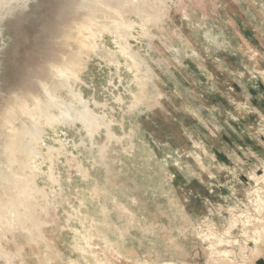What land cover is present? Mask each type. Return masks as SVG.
<instances>
[{"label":"rangeland","instance_id":"obj_1","mask_svg":"<svg viewBox=\"0 0 264 264\" xmlns=\"http://www.w3.org/2000/svg\"><path fill=\"white\" fill-rule=\"evenodd\" d=\"M164 1L169 7L155 4L156 9L149 11L160 15L158 23L148 24L154 35L151 52L140 44L151 69L148 73L144 66L147 76L140 74L149 91L147 100L138 110H128L134 100L129 92L140 87L135 74L124 63L119 70L110 59L91 55L81 74L85 83L77 89L90 99L95 112H107V120L113 119L112 131L119 139L109 140L105 128L95 136L99 145L107 146L102 161L97 148L92 155L83 146L72 147L82 138L89 143L83 129H65L67 138H62L78 158L74 161L68 155L71 161L66 163L62 156L54 164L60 183L50 181L49 163L37 173V185L49 192L54 203L50 200V208L46 207L37 195L46 210L38 208L34 222L25 216L26 228L17 225L14 235L25 247L18 248L12 240L5 245L10 261L3 255L0 264H157L162 260L207 264L210 246L198 232L209 225L210 231L204 233H222L232 217L230 209L248 207L250 175L254 169L262 175L264 166V0ZM26 8L19 0H0V18L4 17L0 29ZM70 14V8L47 3L42 14L46 34L59 15ZM130 19L138 21L133 14ZM69 29L61 37L63 42L66 39L64 46L73 43L71 38L67 42ZM26 36L19 42H27ZM107 48L115 49L114 43L109 40ZM53 61L46 63L49 70ZM24 64L25 71L22 66L12 84L28 82L32 72L25 60ZM17 91L0 94V107ZM119 94L124 104L115 101ZM94 99L109 107L95 106ZM46 132V143L56 145L53 138L58 134ZM77 161L85 164L90 180L84 179ZM94 187L99 197L92 194ZM39 220L46 222L40 232L33 228ZM31 233L41 234L37 242L28 241ZM85 237H92L95 257L87 254ZM234 252L240 253L237 247ZM254 263L255 259L241 255L233 262Z\"/></svg>","mask_w":264,"mask_h":264},{"label":"bare ground","instance_id":"obj_2","mask_svg":"<svg viewBox=\"0 0 264 264\" xmlns=\"http://www.w3.org/2000/svg\"><path fill=\"white\" fill-rule=\"evenodd\" d=\"M152 1L156 3L152 4ZM155 4L156 6L158 4L168 6L164 0H83L79 8L85 12L72 21L70 29L68 26L70 31L66 33V36L68 35L69 37L67 42L70 43L73 40L71 46L65 45L69 47V51L61 52L58 57L52 58L54 61L49 64L50 72L46 76L41 74L43 77L38 79L36 87L20 88L17 94L8 97V100L4 101L5 103L0 107V257L5 255L7 260L10 261L8 253L11 254V252L5 245L10 244L12 240L15 241L18 248L22 249L25 247L23 243L20 244L18 242L14 235V232L17 233L16 227L18 224L25 227L26 221L29 220L25 219V216L30 217L31 222H34V216L38 208L46 210V207L52 204L50 201L52 199L48 195L49 192L36 183L37 173L44 172L43 166L49 163L48 176L50 181L60 183V179L54 174V164L62 156L67 158L66 163L71 161L68 160V155H71L74 161L78 158L73 152L68 151L67 144H65L66 139L62 138L63 136L67 138L65 130L67 127L83 129L89 140L88 143L82 138L80 144L77 142L73 143V148L83 146L92 155L97 148L98 156L102 161L106 159L107 146L106 144L102 145L103 143L99 145L95 141V136L99 134L101 129L105 128L109 140L119 139L112 131V125L115 124L112 121L113 119L111 121L107 120V112L103 111V114L95 112L91 108L90 99H86L81 89H77L78 84L85 83L81 79V74L86 70L91 55L99 54L107 62L110 59V62H112L110 64L114 63L119 70L123 68L122 64L124 63L126 69H130L131 73L135 74L134 82L136 81L140 87L137 92H129L134 100L128 110H138L141 103L143 105V101L147 100V85L144 84L143 76H140V74H146L143 72L144 66H146L148 73L151 69L148 67L147 58L142 54L143 47L140 44L148 47V51L151 52V46L149 45L152 44L154 35L149 32L148 24H156L160 20L158 11L157 14H155V11L154 13L149 12L153 8L156 9ZM131 14L137 17L138 21L130 19ZM139 29L143 32L140 33ZM63 38L65 39V36ZM108 39L114 43L115 49L107 48ZM64 42L61 44H65ZM43 69H41V73ZM123 98L119 94L115 101L121 104L124 102ZM93 103L95 106L103 108L107 106L106 103L100 104L95 99ZM121 125L123 128V124ZM47 129L52 130L56 135L58 134L57 138H53V142L56 145L46 143ZM59 132L62 133L61 136ZM95 158L97 159V157ZM77 164L84 179L90 180L89 171L83 166L85 164L82 165L80 161H77ZM97 164L100 165V163ZM113 165H111V169ZM261 168L263 170L262 175L256 172L254 168V172L250 175L252 184L246 192L249 202L248 207L246 206V209L238 211L230 209L228 213L232 217L228 219V226L222 233H204L205 230L210 231L209 225H206V229L200 233L198 232L201 239L204 240L203 242L208 243L210 246L207 264H233L235 258L240 255L245 260H254L264 249V166ZM112 172L114 170H111ZM113 178L115 179L114 176ZM104 180L107 179L105 178ZM108 185L110 186L111 184L108 183ZM93 192L92 194L98 195V187H94ZM92 194L90 195L92 196ZM37 195L47 202L46 207L40 204ZM104 215L106 216V214ZM86 217L84 215V220ZM44 221L39 220L33 223L35 225L33 228L39 229L46 223ZM238 225L241 227L239 228V234L234 235L233 230ZM10 235L12 238L9 237ZM38 236L40 237L41 234L34 235L31 233L27 236V239L29 242H37ZM83 239H86V245L90 248V250H86L87 254L95 257L96 253L91 244L92 237ZM78 246L82 247L81 245ZM236 247L240 251L239 254L234 252ZM245 251L251 252V254L249 255ZM137 264L152 263L138 261ZM157 264L185 263L162 260Z\"/></svg>","mask_w":264,"mask_h":264},{"label":"crops","instance_id":"obj_3","mask_svg":"<svg viewBox=\"0 0 264 264\" xmlns=\"http://www.w3.org/2000/svg\"><path fill=\"white\" fill-rule=\"evenodd\" d=\"M50 1H53L56 7L61 6L63 9L70 8L71 14L69 17H60L59 15L56 18L59 22L55 23V26L46 34L44 29L45 16L42 14L44 13L46 4H50ZM82 1L83 0H69L64 2L58 0H32L28 8L17 14L11 22H7L3 25L0 33L3 35V41L2 44H0V52L3 53H0L1 95L9 94L13 90H18L20 88L36 87L38 79L43 77L41 74L46 76V74L49 73L48 66L47 64L45 66V63H47L49 59L58 57L61 52L69 51L68 46L61 44L63 43L61 37L66 31V27H68L73 20L77 19L79 15L85 12L83 9L79 8ZM26 34L28 39L27 42H19V39L24 38ZM64 48L65 50H63ZM24 60L27 62L26 68L32 72L31 76H29L31 80H29L28 83L24 81L21 84H12L14 76L18 77L17 72L21 71L22 66L25 71ZM42 68L44 69L41 73L40 71ZM254 264H264V249L256 256Z\"/></svg>","mask_w":264,"mask_h":264},{"label":"clouds","instance_id":"obj_4","mask_svg":"<svg viewBox=\"0 0 264 264\" xmlns=\"http://www.w3.org/2000/svg\"><path fill=\"white\" fill-rule=\"evenodd\" d=\"M19 2H20V5H21L22 8H26L28 3H29V0H19ZM3 19H4V17L0 18V22H2Z\"/></svg>","mask_w":264,"mask_h":264}]
</instances>
